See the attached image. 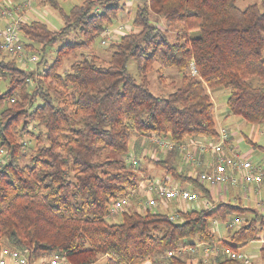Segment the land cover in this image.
<instances>
[{"label":"trees","instance_id":"16d2710c","mask_svg":"<svg viewBox=\"0 0 264 264\" xmlns=\"http://www.w3.org/2000/svg\"><path fill=\"white\" fill-rule=\"evenodd\" d=\"M119 1L83 0L60 10L59 30L24 19L25 51L41 54L31 62L35 67L0 44V148L6 151L0 155V249L20 250L28 264L52 253L66 264H100L101 258L104 264H240L227 256L205 262L167 251L198 243L240 250L264 236V213L223 199L173 215L143 209L138 188L147 178L125 156L132 139L143 148L142 139L151 145V135L216 140L210 94L216 88L228 90V115L264 122V0L243 7L239 0H138L130 28L108 39L110 55L102 61L94 42L100 37L102 44L103 31L124 7ZM72 31L78 39L60 45L48 63L46 48ZM129 58L137 63L138 80L127 69ZM165 68L175 70L178 83L154 94L148 76L163 82ZM166 153L143 157L210 197L189 164L175 165L179 151ZM124 196L129 206L109 222L113 202ZM217 222L225 223L223 237ZM260 257L264 262V245Z\"/></svg>","mask_w":264,"mask_h":264},{"label":"built area","instance_id":"2783aa9c","mask_svg":"<svg viewBox=\"0 0 264 264\" xmlns=\"http://www.w3.org/2000/svg\"><path fill=\"white\" fill-rule=\"evenodd\" d=\"M31 10V0H11L0 6L1 47L7 55L22 60L26 66L28 63L35 62L37 55L27 54L19 28L21 22L24 19H28L27 16ZM123 28V23L106 28L102 33V44H106L108 39L113 38L114 33H121ZM190 70L192 74L196 73L193 63L190 65ZM228 138L229 132L227 129L221 128L218 131V138L209 143L195 141V138L175 142L157 135H151L148 137V141L155 151L161 150L163 154L169 150L179 151L182 161L192 166L193 173L198 180L205 186L208 185L206 187L210 189L218 186L246 188L252 184L259 185L264 181V169L260 165L254 164L250 158L243 156L234 147L229 146L227 143ZM5 153L6 151L0 148V155ZM205 156L208 158L205 159ZM130 162L136 163L137 161L132 158ZM138 189L145 196L144 200L138 201V205H142L143 209L152 208L159 204L165 207L170 202L179 204L181 210H184V206L181 204L186 202L200 201L197 205L204 208L211 205L209 199L201 191L172 187L164 182L154 181L150 178L142 180ZM126 206H129V200L126 196L116 199L111 206L110 216L119 214L121 209ZM237 220L236 218L235 221ZM260 239L264 245V236ZM177 252L190 253L193 260L202 257L205 262H208L211 257L227 256L240 264H253L249 253L217 243H198L187 247L181 246L177 251H167V255L172 256ZM41 262L48 264L67 263L65 257L60 253L50 254L49 259H47V256L42 257ZM0 264H28V258L20 250L4 246L0 249ZM149 264L152 263L149 262Z\"/></svg>","mask_w":264,"mask_h":264},{"label":"rangeland","instance_id":"374dc122","mask_svg":"<svg viewBox=\"0 0 264 264\" xmlns=\"http://www.w3.org/2000/svg\"><path fill=\"white\" fill-rule=\"evenodd\" d=\"M255 0H239L238 1V5L240 7L245 6L246 4H248L249 2H253ZM39 0H31L32 3V10L30 13L32 12H37L39 16H37L36 14H31V18L32 19H36V20H40L42 22H44L50 29L52 30H59L62 26H63V19L61 16V12L60 10H62L63 12H68L69 9L75 5V4H81L83 3V0H55L56 5H52L49 1H45L42 3H38ZM122 2L124 3V7L123 9L119 10V14L117 16L116 19H113V22L111 23V25L109 27L112 26H117L121 23H123L124 28L122 30L121 33H125L127 31V29L130 28V24L132 23V18L135 12V8L136 5L138 3V0H132V5L128 6L127 1L126 0H120L118 3L122 4ZM28 12V11H26ZM28 13V14H30ZM41 16V17H40ZM151 20L153 22H155L156 25H158V27H160L161 29H165L166 26L164 24V21L155 13L151 14ZM169 36L172 37L173 35V30L169 29ZM24 42H27L28 40L23 38ZM78 37L75 36V33L72 31L70 33H68L66 36H64L61 40H59L58 42H56L53 45H50L46 48L45 51V59L47 60L48 63H50L54 57L55 54V50L62 44L66 43V42H73L75 40H77ZM95 52L98 55V57L102 60V61H106L109 58L110 55V48L109 46L106 44H100V37H97L95 42ZM34 46L36 48H39V45L34 44ZM27 53H34L35 51H26ZM37 54V58L38 59L41 54L38 53H34ZM9 57V56H7ZM70 61V60H69ZM34 65L33 63H28L27 67ZM67 66V62L65 61V67ZM35 67V65H34ZM127 69L129 71V73H131L134 77L137 78V80L139 79V76L137 74L138 72V67H137V63L133 58H129L127 61ZM163 82L158 80V77L155 75V73H151L149 74L148 78H149V89L152 93L154 94H159V93H166L167 91L172 89V85H175L178 83V75L175 72L174 69L172 68H165L163 69ZM212 97H213V102H214V106H215V117H216V125L217 128L220 129L221 127H227L228 122L230 120L226 119L227 115H228V111H227V107H226V98L228 95V90L225 88H216L213 89L212 91ZM242 119V118H241ZM249 125V124H247ZM228 128V127H227ZM242 132L246 133L247 129L243 128ZM238 137H240L238 135ZM237 139V138H236ZM136 139H132V141L130 142V152H129V156L126 155L125 158L128 159L127 161L130 162V160L132 161V158H135L137 163L134 165V169L136 170V172L141 175L142 177L145 178H150L151 180L154 181H158V182H164L172 187H178V188H187L188 190H192L195 189L197 190L198 185L192 181L189 182L184 180V179H180V178H173L171 177V175H169L165 168L160 165V164H156L153 162V160H150L149 158H144L143 155H148L151 158H158V156L160 158H164L163 156V152L161 150H156L152 147V145L146 144V140L142 139V143L141 146L143 148H140L137 144H136ZM30 143H28V145H30ZM238 148L240 149V151L242 150L243 152L246 151V149H248V145H246V143L242 140L239 144H238ZM27 149V147H26ZM137 150H141V153H135L134 151ZM160 152V153H158ZM248 154V156H250L249 153H245V155ZM246 157V156H245ZM249 158V157H248ZM179 157H176L173 159V162H175V165L178 161ZM251 161L254 164L260 165L263 169V163H261L260 161L256 162V160H262V158H259L257 156H251ZM179 164V163H178ZM182 165V164H181ZM180 166V165H178ZM193 175H195L194 173H192ZM208 186V185H206ZM191 188V189H190ZM249 191H245L244 196L242 197H249L250 199V205L249 207L255 209L258 213H264V206L262 208V205H258L257 203L261 204L260 199L264 198L262 195L259 197V195L255 192H251L250 195L248 196ZM258 201H257V200ZM200 201H196V202H186V203H182L181 205L184 206V210H190V209H194V208H199V206L197 205ZM247 203V201H246ZM241 204H244V202H241ZM141 208V207H140ZM177 208L180 209V205L179 204H174V203H169L167 206L163 207L161 204L152 207V209L157 210L159 212H163V213H168V214H173L176 212ZM120 216L121 213L116 214L114 216H110L107 217V220L109 222H114V221H118L120 220ZM233 217V215L231 216ZM218 223V236L219 237H223L226 235V227H225V223L221 222H217ZM263 243L261 241V239H256L253 240L251 242H249L247 245L243 246L240 248L241 251L247 252V253H255L257 255V258H254V264H263V260L260 257V248L262 247ZM178 250V249H177ZM176 250V251H177ZM50 255L47 256V259H49ZM42 258H38L36 259L34 262H32V264H48V263H41ZM44 260V259H43ZM100 264H104V260H100L99 261ZM145 264H149V262L145 263Z\"/></svg>","mask_w":264,"mask_h":264},{"label":"crops","instance_id":"0c3cea01","mask_svg":"<svg viewBox=\"0 0 264 264\" xmlns=\"http://www.w3.org/2000/svg\"><path fill=\"white\" fill-rule=\"evenodd\" d=\"M126 1H127L126 5H128V6H131L133 4L132 0H126ZM38 3H42V2L39 0ZM31 14H34V15L36 14L37 16H39L37 12H32V13L28 14V16H27V18L30 20L32 19L30 17ZM210 94H211V98L213 100L212 92H210ZM214 108H215V106H214ZM226 117H227L226 119L230 120L228 122V125H227L228 128L227 127H221V128H225L229 132V138L227 141L228 145L237 149L239 151V153H241L243 156L251 158V156L255 155L259 158H262V160H256V162L260 161L261 163H263V167H264V132H263L264 131V122L255 124V123L246 122L245 120L241 119L239 116L227 115ZM215 120H216V117H215ZM247 124H249V125H247ZM243 128L247 129L246 133L242 132ZM220 129L217 128L218 131ZM238 135L240 137H238ZM194 138H195V141H198V142L209 143V142L213 141L211 138H208V137H194ZM242 140L246 143V145H248V149H246L245 152H243L242 150L240 151V149L238 148V146H239L238 144ZM246 152L249 153L250 156H248V154L245 155ZM166 154L167 153H165L163 155L166 156ZM207 158L208 157L205 156V159H207ZM177 163H179V165L181 167L183 165L185 166V163L182 161L180 156H179ZM188 169H189V172L192 173L193 167L189 166ZM192 190H195V189H192ZM208 190L210 193V197L206 196L205 194L204 195L209 199V201L211 203H212V201L216 202L219 199H223V200H228V201L236 202V203L244 202L243 205L249 207V205H250L249 197H242V196H244L245 191L246 192L249 191L248 196L250 195L251 192H255L259 195V197L261 195L264 197V181L261 182L259 185L252 184L246 188H243V187L232 188V187L218 186L214 189L208 188ZM210 190H212V191H210ZM196 191L200 192V190L198 188ZM246 201H247V203H246ZM260 202H261V204H259V203H257V204L262 205V208H263L264 198L260 199ZM170 203H172V202H170ZM249 254L251 255V258H252L253 264H254V258H257V255L255 253H249ZM101 260H104V258H101Z\"/></svg>","mask_w":264,"mask_h":264}]
</instances>
